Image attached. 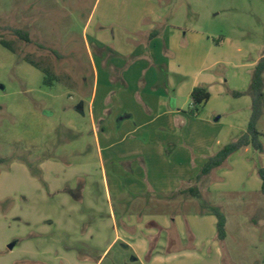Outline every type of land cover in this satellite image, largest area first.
I'll return each instance as SVG.
<instances>
[{
  "label": "crops",
  "instance_id": "crops-1",
  "mask_svg": "<svg viewBox=\"0 0 264 264\" xmlns=\"http://www.w3.org/2000/svg\"><path fill=\"white\" fill-rule=\"evenodd\" d=\"M181 1H96L84 33L91 85L89 90L75 83L65 88L89 94L78 106L89 121V148H80L71 165L57 164L69 178L50 182L49 198L40 199L43 230L34 250L36 264H63L65 258L100 264L119 242L134 249V260L141 264L224 262L218 219L199 202L206 194L221 192L210 185L219 168L201 179L198 175L210 156L242 136L235 135L231 123H223L239 109L222 86L225 59L217 55L207 32L186 23ZM256 64L244 67L250 73ZM198 86L208 88L211 97L192 116L191 95ZM78 133L84 135L81 129ZM194 187L200 198L187 193ZM226 190L240 193L241 187ZM247 191L262 193V180L242 193ZM244 201L218 206L222 210ZM18 221L37 224L29 218ZM31 237L16 234L0 248V259Z\"/></svg>",
  "mask_w": 264,
  "mask_h": 264
},
{
  "label": "rangeland",
  "instance_id": "rangeland-1",
  "mask_svg": "<svg viewBox=\"0 0 264 264\" xmlns=\"http://www.w3.org/2000/svg\"><path fill=\"white\" fill-rule=\"evenodd\" d=\"M96 1L0 0V40L9 42L14 50L0 43V248L16 234L32 236L24 247L1 258L0 264L37 263L39 256L34 250L43 230L39 222L40 199L49 198L50 182L69 178L57 164L71 165L78 161L76 152L80 148H89L86 110L78 108L89 94L65 88L75 83L89 90L91 85L92 66L84 33ZM181 2L186 7V23L192 22L207 32L217 55L226 61L220 66L222 86L230 96L228 101L235 102L239 112L226 115L223 123H231L235 135H243L252 115L251 97L235 99L230 91H234L233 87L240 92L249 88L254 69L249 73L250 68L244 65L258 63L264 56V0ZM16 30L26 31L32 42L23 40ZM26 57L50 70L53 86L44 84L45 73L27 62ZM257 127L264 134V107ZM225 128L228 129L226 125ZM261 141V153L251 146L250 152L233 154L217 175L211 176L210 185L219 186L221 192L206 194L199 200L200 208L209 211L222 202L245 199L239 206L222 209L230 217L228 237L222 245V264H264V194L242 193L255 182L261 184L258 169L264 167V136ZM46 161L49 164L44 166ZM236 187H241L240 193L224 192ZM70 188L72 183L64 192ZM18 218L33 219L37 224L30 226ZM32 241L34 246L30 245ZM196 251L204 257L209 255ZM26 256L30 258L24 259ZM135 257L134 249L119 242L100 264H141ZM71 260L65 258L63 264H82Z\"/></svg>",
  "mask_w": 264,
  "mask_h": 264
},
{
  "label": "trees",
  "instance_id": "trees-1",
  "mask_svg": "<svg viewBox=\"0 0 264 264\" xmlns=\"http://www.w3.org/2000/svg\"><path fill=\"white\" fill-rule=\"evenodd\" d=\"M16 33L26 42L28 43L32 42L30 35L26 31L18 30ZM0 43L4 47L14 51L9 42L5 40H0ZM25 60L30 64H32L33 66L38 67V69L42 70L45 73L44 84L53 86L52 81L54 77L49 69L43 68L38 62L32 60L29 57H26ZM230 94L233 97H240V98L241 96L248 95L252 99V115L247 127V131L239 139L225 145L216 154L210 156L207 162L202 167L200 174L198 175V179H201L202 177L206 176V174L208 175L214 170L222 167L233 154L239 152L240 150L248 146H252L255 150L259 151L260 153L263 152V144L261 138L264 136V134H262L258 130L257 123L262 115L263 107H264V56L258 61L252 73L251 82L248 90L245 92L230 91ZM210 97H211V93L208 90V88L204 86H198L194 88L191 95L192 107L190 108L189 113L192 116L198 115L202 110V108L204 107V105L210 100ZM258 175L262 180V193L264 194V167H260L258 169ZM188 192L193 197H197V198L201 197V194L197 187L190 188L187 191V193ZM209 211L212 214H214L218 219V223H217L218 237L220 240L223 241L227 235L226 215L223 213L221 208L217 206L210 207Z\"/></svg>",
  "mask_w": 264,
  "mask_h": 264
}]
</instances>
